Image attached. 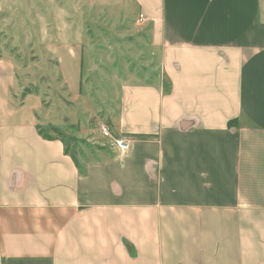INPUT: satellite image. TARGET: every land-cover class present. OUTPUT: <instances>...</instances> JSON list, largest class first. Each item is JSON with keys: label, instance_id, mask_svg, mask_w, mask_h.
Wrapping results in <instances>:
<instances>
[{"label": "crops", "instance_id": "obj_1", "mask_svg": "<svg viewBox=\"0 0 264 264\" xmlns=\"http://www.w3.org/2000/svg\"><path fill=\"white\" fill-rule=\"evenodd\" d=\"M131 1L160 81L117 87L125 153L44 139L0 63V264H264V0Z\"/></svg>", "mask_w": 264, "mask_h": 264}, {"label": "rangeland", "instance_id": "obj_2", "mask_svg": "<svg viewBox=\"0 0 264 264\" xmlns=\"http://www.w3.org/2000/svg\"><path fill=\"white\" fill-rule=\"evenodd\" d=\"M0 63L11 101L31 96L39 130L81 163V130L118 114L117 87L160 81L131 0H0Z\"/></svg>", "mask_w": 264, "mask_h": 264}, {"label": "built area", "instance_id": "obj_3", "mask_svg": "<svg viewBox=\"0 0 264 264\" xmlns=\"http://www.w3.org/2000/svg\"><path fill=\"white\" fill-rule=\"evenodd\" d=\"M96 133L98 137L109 141L111 148L115 149L119 154L129 150V141L124 138L114 137L107 123L98 121L96 124Z\"/></svg>", "mask_w": 264, "mask_h": 264}, {"label": "trees", "instance_id": "obj_4", "mask_svg": "<svg viewBox=\"0 0 264 264\" xmlns=\"http://www.w3.org/2000/svg\"><path fill=\"white\" fill-rule=\"evenodd\" d=\"M39 133L41 134V136H42L44 139H46V140H51L50 137L44 135L42 132L39 131Z\"/></svg>", "mask_w": 264, "mask_h": 264}]
</instances>
